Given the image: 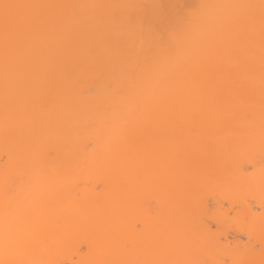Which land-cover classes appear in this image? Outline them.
Here are the masks:
<instances>
[{
  "label": "bare ground",
  "instance_id": "bare-ground-1",
  "mask_svg": "<svg viewBox=\"0 0 264 264\" xmlns=\"http://www.w3.org/2000/svg\"><path fill=\"white\" fill-rule=\"evenodd\" d=\"M0 264H264V0H0Z\"/></svg>",
  "mask_w": 264,
  "mask_h": 264
}]
</instances>
